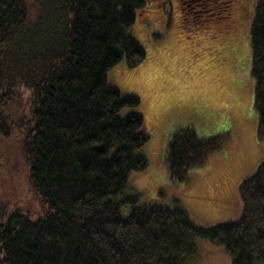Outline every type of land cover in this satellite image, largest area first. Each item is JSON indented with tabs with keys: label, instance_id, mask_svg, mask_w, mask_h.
I'll return each mask as SVG.
<instances>
[{
	"label": "trees",
	"instance_id": "obj_1",
	"mask_svg": "<svg viewBox=\"0 0 264 264\" xmlns=\"http://www.w3.org/2000/svg\"><path fill=\"white\" fill-rule=\"evenodd\" d=\"M151 1L0 0V138L21 132L28 177L45 204L38 217L0 212V264H198L199 237L220 244L230 264H264V158L238 186L237 217L209 225L177 203H140L128 188L130 174L148 165V135L140 113L122 112L139 98L107 73L144 59L129 28ZM176 1L179 24L194 30L237 22V0ZM249 43L264 141V0L253 2ZM22 98L28 116L5 112ZM219 147L190 125L176 129L165 150L170 178L186 181Z\"/></svg>",
	"mask_w": 264,
	"mask_h": 264
},
{
	"label": "rangeland",
	"instance_id": "obj_2",
	"mask_svg": "<svg viewBox=\"0 0 264 264\" xmlns=\"http://www.w3.org/2000/svg\"><path fill=\"white\" fill-rule=\"evenodd\" d=\"M253 2L237 0L232 29L194 30L179 24L176 0H152L129 28L144 48V59L133 67L121 60L107 75L120 92L139 98L137 106L122 112L140 113L148 135L142 148L148 165L128 178L140 203H177L198 225L237 217L238 186L264 158L250 73ZM29 108L22 98L8 102L4 110L28 116ZM186 125L201 137H218L220 147L207 153L202 166L190 168L186 181L176 183L165 168V150L172 133ZM21 136L19 131L0 138V212L17 208L38 217L45 204L30 183ZM127 208L122 207V214ZM199 243L198 264H230L220 244L204 237Z\"/></svg>",
	"mask_w": 264,
	"mask_h": 264
}]
</instances>
